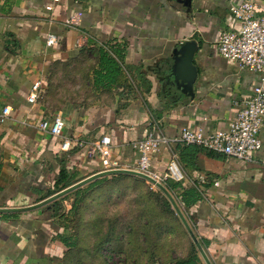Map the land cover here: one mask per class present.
<instances>
[{"label": "crops", "instance_id": "1", "mask_svg": "<svg viewBox=\"0 0 264 264\" xmlns=\"http://www.w3.org/2000/svg\"><path fill=\"white\" fill-rule=\"evenodd\" d=\"M243 1L255 3L257 16L264 14V0H191L190 9L180 0H0V115L8 106L13 111L0 122V208L51 197L63 166L78 182L101 172L89 150L104 135L112 139L114 158L134 167V144L152 132L174 139L184 128L202 129L206 136L227 131L236 102L251 96L261 78L217 51L228 30L230 3ZM74 14L81 23L69 29L64 20ZM50 33L58 37L57 46L46 45ZM191 40L198 42L194 99L169 79L175 50ZM114 47L123 56L126 83L96 91L97 50L112 54ZM36 83L39 97L31 104ZM56 117L65 122L69 151L38 127ZM259 137L262 149L252 161L203 150L187 154L193 168L180 165L184 188L204 192L189 215L213 264H264V127ZM182 148L164 146L154 171L164 175ZM74 196L30 212L0 214V264H64L72 249L59 236L80 242Z\"/></svg>", "mask_w": 264, "mask_h": 264}, {"label": "built area", "instance_id": "2", "mask_svg": "<svg viewBox=\"0 0 264 264\" xmlns=\"http://www.w3.org/2000/svg\"><path fill=\"white\" fill-rule=\"evenodd\" d=\"M231 18L228 30L219 37L217 51L229 63L238 64L252 72L261 75L260 82L254 86L252 95L236 102L238 109L229 120L227 131L206 136L202 129L184 128L174 139L158 136L152 132L144 140L134 144L139 153V159L134 167L125 165L114 158L113 143L110 136H102L91 144L89 156L97 158L102 171L131 169L154 177L158 181L171 179L175 182L185 180L178 157L170 161L164 175L154 171V162L157 154L164 146L171 144L195 145L207 152L223 154L243 161H252L254 155L262 149L259 137L264 127V14L257 16L253 1L230 3ZM81 23V15L74 14L64 20V26L76 29ZM58 37L52 33L46 37L48 47L57 46ZM40 84L36 83L33 93L28 100L35 104L39 97ZM12 108L6 107L0 115V122L5 123L12 116ZM42 132L52 138L61 139V150L69 151L72 148L70 140L64 138L65 122L61 117L43 120L39 125Z\"/></svg>", "mask_w": 264, "mask_h": 264}, {"label": "rangeland", "instance_id": "3", "mask_svg": "<svg viewBox=\"0 0 264 264\" xmlns=\"http://www.w3.org/2000/svg\"><path fill=\"white\" fill-rule=\"evenodd\" d=\"M135 178L105 177L85 189L75 214L79 247L64 264H172L192 251L173 207L174 213L165 207L166 197Z\"/></svg>", "mask_w": 264, "mask_h": 264}, {"label": "trees", "instance_id": "4", "mask_svg": "<svg viewBox=\"0 0 264 264\" xmlns=\"http://www.w3.org/2000/svg\"><path fill=\"white\" fill-rule=\"evenodd\" d=\"M112 54L103 48H99L96 53V57L98 59L97 66L93 72V88L96 91H110L114 88H118L124 83H126V77L124 73V68L122 64L120 63V60L123 59V56L121 52L117 48L111 49ZM204 149L195 146V145H189L185 146L181 149L179 154V164H183L186 167H192L194 166L193 162L187 158V154L192 155H198L200 152H202ZM212 152H210L211 154ZM212 155V154H211ZM114 177H126V176H114ZM137 181H141L142 183L147 184L146 181L142 179H137ZM78 181L75 180L74 175L72 173H68L66 168L63 166L61 169V173L59 175V178L57 179L54 189L50 190L48 192L49 196H52L70 186L73 184H76ZM98 182H93L90 185H94ZM162 183L165 185V187L169 190V192L174 196L178 204L180 205L182 211L186 215L188 221L191 223L193 222V217L189 215V210L197 205L199 202L203 201L204 199V192L196 187L192 188H184L181 182H175L171 179H165L162 181ZM89 188V185H88ZM82 188L77 190L76 192L64 197L63 199L56 202V204H59L60 201H64L70 198V196L75 195L77 196V201L73 203L72 211L74 214L78 211L79 208V200L82 196V194L87 191ZM160 192V191H159ZM160 194H162L160 192ZM79 199V200H78ZM164 204L165 207L171 211L172 213V207L169 201L164 198ZM193 224V223H192ZM62 242L69 244L68 247L71 248L70 252L73 250H76L79 245H74L73 243H69V239L66 236H59ZM204 247H207L208 243L205 241L201 242ZM201 257L197 252V249L195 245H192V251L189 253V255L186 258H181L178 260H173L172 264H201Z\"/></svg>", "mask_w": 264, "mask_h": 264}, {"label": "water", "instance_id": "5", "mask_svg": "<svg viewBox=\"0 0 264 264\" xmlns=\"http://www.w3.org/2000/svg\"><path fill=\"white\" fill-rule=\"evenodd\" d=\"M180 1L183 2L190 9L191 0H180ZM197 50H198V42L196 41L191 40V41H186L180 44L179 48L176 49L174 52V62L170 70L171 73H170L169 79L172 78L173 83L176 85L177 89L181 91L184 96L190 99H194L195 97L194 86L197 81L198 72L194 64V57H195ZM119 175L133 176V177L140 178L146 181L147 183H149L150 185H152L153 187L157 188L160 192H162V194L168 199L175 213L177 214L180 221L182 222L193 244L195 245L197 251L199 252V255L201 259L203 260V262L205 264H213L206 250L201 244L198 236L194 232L186 215L182 211L180 205L178 204L174 196L165 187V185L161 181H158L157 179H155L154 177L138 172L136 170L118 169V170L101 171L45 199L44 201L36 205L22 207V208H0V214L25 213V212L34 211L36 209H40L42 207L48 206L54 203L55 201L60 200L63 197L69 195L70 193L90 183H93L99 179H102L105 177H111V176H119Z\"/></svg>", "mask_w": 264, "mask_h": 264}]
</instances>
